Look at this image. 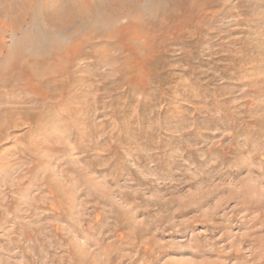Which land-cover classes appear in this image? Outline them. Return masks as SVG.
Listing matches in <instances>:
<instances>
[{
  "label": "rangeland",
  "instance_id": "rangeland-1",
  "mask_svg": "<svg viewBox=\"0 0 264 264\" xmlns=\"http://www.w3.org/2000/svg\"><path fill=\"white\" fill-rule=\"evenodd\" d=\"M194 12L0 88V264H264V0Z\"/></svg>",
  "mask_w": 264,
  "mask_h": 264
},
{
  "label": "bare ground",
  "instance_id": "bare-ground-1",
  "mask_svg": "<svg viewBox=\"0 0 264 264\" xmlns=\"http://www.w3.org/2000/svg\"><path fill=\"white\" fill-rule=\"evenodd\" d=\"M213 2L0 0V88L15 89L17 85L55 88L65 75L70 53L105 58L109 51L121 48L116 43L117 38L127 33L134 39L151 38L162 31L171 33L187 27L195 16V9ZM7 34L12 39L9 47L6 46ZM91 44L90 50L85 51V46ZM53 75L57 77L51 79ZM15 115L17 112L11 110L0 113V135L6 126L5 119H11L10 125H15Z\"/></svg>",
  "mask_w": 264,
  "mask_h": 264
}]
</instances>
